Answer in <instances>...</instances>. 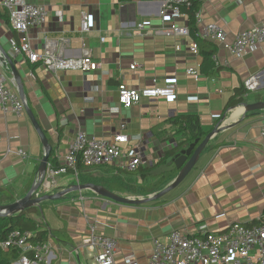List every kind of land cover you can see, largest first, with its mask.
<instances>
[{"label": "crops", "instance_id": "1", "mask_svg": "<svg viewBox=\"0 0 264 264\" xmlns=\"http://www.w3.org/2000/svg\"><path fill=\"white\" fill-rule=\"evenodd\" d=\"M28 3L43 5L49 12L47 22L28 33L37 52H43L45 38H63L68 41L67 57L81 58L84 45L99 64L94 72L55 74L16 56L11 44L19 42L22 35L12 29L8 14L0 7V44L17 62L30 109L60 164L79 132L99 141L119 134L141 137V167L150 169L172 155L175 141L168 121L173 117L198 116L207 134L223 119V126L235 124L216 134L185 180L157 201L125 205L86 191L26 211L49 234L51 254L48 262L41 264H95L98 248L90 243L92 229L97 237L116 242L115 264H149L153 241L167 242L173 231L187 236L223 233L230 225H251L262 218L264 110L245 113L242 106L264 102V42L243 58L235 57L227 45L233 44L240 32L264 24V0H203L196 18V37L163 34L161 6L156 0ZM82 14L89 16L91 26L85 36L80 31ZM187 20L182 19L179 26L188 27ZM142 22L150 24L148 36L133 31ZM209 25L224 30L225 43L199 38ZM193 44L198 46L197 55L190 51ZM212 51L210 66L204 54ZM6 69L0 64L8 87L17 92ZM191 69L197 73L188 74ZM251 76L259 77L260 87L248 92L244 83ZM172 82L176 90L173 100L142 99L128 109L118 103L120 84L145 89ZM239 89L246 91L241 104L225 111ZM0 134V204H5L29 191L44 148L26 111L20 117L13 113L4 116L0 109ZM20 148H26L28 158L16 154ZM126 167L127 161L122 160L111 166L84 168L78 179L72 173L61 177V185L92 183L125 198L144 199L162 191L176 176L169 174L166 182L153 187L168 174L143 181Z\"/></svg>", "mask_w": 264, "mask_h": 264}, {"label": "built area", "instance_id": "2", "mask_svg": "<svg viewBox=\"0 0 264 264\" xmlns=\"http://www.w3.org/2000/svg\"><path fill=\"white\" fill-rule=\"evenodd\" d=\"M160 6L162 33L166 36L187 37L190 34L187 26H179V22L187 18L181 7L190 0H156ZM0 7L8 14L12 29L22 35L19 42H12V52L22 56L28 62L40 64L48 71L55 74L59 72H94L99 64L93 61L90 49L83 45L81 58H69L65 51L68 41L65 39L44 40L43 52H37L29 38V31L44 25L49 17V12L43 5H32L28 0H0ZM198 19V14L196 15ZM81 34L86 35L91 31L89 16H81ZM150 24L138 23L133 31L148 36ZM203 40H216L225 43L224 30L216 25H209L199 33ZM104 42V38H101ZM264 42V24L240 32L233 44L227 45L229 51L237 58H243L259 43ZM190 51L197 55V44L190 47ZM135 67V66H134ZM195 69L188 70V74L195 75ZM248 92L256 91L260 87L258 76H251L244 83ZM176 98L175 82L166 87H152L145 89L130 88L125 84L118 87V103L128 109L140 103L142 99L173 100ZM0 109L4 116L13 113L16 116L25 114L24 103L16 91L8 87V78L5 72H0ZM264 138V127L261 130ZM1 137V134H0ZM134 145L129 148L125 146ZM141 137L129 138L123 134L115 136L112 140H91L79 132L73 145L59 169H53L50 164L47 168L46 181L53 183L45 193L50 194L61 185L60 178L65 177L71 170L78 179L77 163L81 160L85 168L111 166L122 160L127 161V170L135 171L144 164L141 152ZM16 154L21 158H28L26 148H20ZM43 186V188H44ZM32 232L14 231L5 240L0 242V249L9 251L17 249L21 252L18 260L12 264H41L48 262L51 254L48 243L34 242ZM90 243L98 248L95 264H115L116 242L110 238L97 237L93 232ZM128 261L130 259H127ZM149 264H264V215L260 220L251 225L233 224L223 233H205L198 236L182 235L173 231L167 242L157 239L153 241V251Z\"/></svg>", "mask_w": 264, "mask_h": 264}, {"label": "water", "instance_id": "3", "mask_svg": "<svg viewBox=\"0 0 264 264\" xmlns=\"http://www.w3.org/2000/svg\"><path fill=\"white\" fill-rule=\"evenodd\" d=\"M0 64L7 69L5 71L10 72L12 79L16 85L17 93L24 103L25 111L30 119L36 133L38 134L41 144L44 148V156L39 164L37 170V176L29 191L21 199L15 200L10 203L0 204V218H12L24 214L26 211L41 207L46 202H54L64 198L72 193H82L86 191L93 192L94 194L109 199L111 201L125 204V205H145L151 202L157 201L163 198L167 193L179 186L190 172L195 168L201 154L211 141V139L223 130L232 128L235 124L223 126V120H221L214 129L206 135L203 140L197 139L193 143H190L182 148L174 146L172 149V155L165 158L164 163L157 168L151 167V176L161 177L166 174H175L173 181L168 184L162 191L157 194L151 195L142 199H131L117 195L116 193L108 190L102 185L97 184H71L58 187L52 193L47 194L42 189L46 181L47 168L50 163V157L52 155V145L50 144L44 130L38 123L34 113L30 109L28 98L26 95V89L24 79L16 67L17 62L9 55V53L0 44ZM245 113L258 112L264 110V102L256 104H243Z\"/></svg>", "mask_w": 264, "mask_h": 264}, {"label": "trees", "instance_id": "4", "mask_svg": "<svg viewBox=\"0 0 264 264\" xmlns=\"http://www.w3.org/2000/svg\"><path fill=\"white\" fill-rule=\"evenodd\" d=\"M203 0H190L188 4H185L181 7L182 12L187 16L188 27L190 35L196 37L198 29L196 25V15L200 10ZM8 18V15H7ZM9 20V19H8ZM214 54V51L204 54L205 63H209L210 66L213 63L210 61V58ZM209 66V67H210ZM246 94L244 89H239L236 91L234 96L229 100L225 111L231 107H235L241 104L240 98ZM168 123L173 128V134L171 138L175 141V146L182 148L190 143H193L195 140H203L206 137V132L202 127L201 120L198 116L195 115H180L173 117L168 121ZM50 166L53 169L61 168L60 164L54 157V153L50 157ZM84 165L81 160L77 163V170L80 171L84 169ZM152 169H147L144 167H139L134 172L141 177L143 181L153 178L150 175ZM72 171L69 170V173ZM170 175L168 174L165 177L159 178V182L153 185V187H159ZM152 187V186H150ZM32 209L28 210V213H31ZM21 231V232H32L35 235L34 242H43L47 243L49 234L48 231L44 229V226L37 222L32 217L28 216L26 212L19 216L12 218H0V242L5 241L12 232ZM21 256V252L17 249H11L9 251L0 249V264H12L14 261L18 260Z\"/></svg>", "mask_w": 264, "mask_h": 264}, {"label": "bare ground", "instance_id": "5", "mask_svg": "<svg viewBox=\"0 0 264 264\" xmlns=\"http://www.w3.org/2000/svg\"><path fill=\"white\" fill-rule=\"evenodd\" d=\"M52 183H53V180L49 179L47 184L44 186L43 190H47L48 187H50L52 185Z\"/></svg>", "mask_w": 264, "mask_h": 264}, {"label": "rangeland", "instance_id": "6", "mask_svg": "<svg viewBox=\"0 0 264 264\" xmlns=\"http://www.w3.org/2000/svg\"><path fill=\"white\" fill-rule=\"evenodd\" d=\"M67 177H69V176H66V177H63V178H67Z\"/></svg>", "mask_w": 264, "mask_h": 264}]
</instances>
